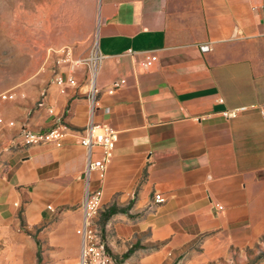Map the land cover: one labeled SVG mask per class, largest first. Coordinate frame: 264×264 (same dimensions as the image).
<instances>
[{"label":"crops","instance_id":"obj_1","mask_svg":"<svg viewBox=\"0 0 264 264\" xmlns=\"http://www.w3.org/2000/svg\"><path fill=\"white\" fill-rule=\"evenodd\" d=\"M97 15L95 81L87 65L49 68L12 90L26 98L0 102V260L78 264L89 165L80 139L91 123L119 132L106 179L90 184L103 191L100 228L116 261L173 264L189 253L199 264L260 243L264 0H98ZM57 75L77 87L60 88ZM57 122L70 130L61 146L22 143L24 129Z\"/></svg>","mask_w":264,"mask_h":264},{"label":"rangeland","instance_id":"obj_2","mask_svg":"<svg viewBox=\"0 0 264 264\" xmlns=\"http://www.w3.org/2000/svg\"><path fill=\"white\" fill-rule=\"evenodd\" d=\"M97 5L98 0H0V95L41 70H72L94 57ZM3 171L0 154V186ZM97 223L100 226L102 221L98 218ZM192 258L184 253L173 264H193ZM0 264L16 263L0 260ZM199 264H264V239L243 251L233 250L228 257Z\"/></svg>","mask_w":264,"mask_h":264},{"label":"built area","instance_id":"obj_3","mask_svg":"<svg viewBox=\"0 0 264 264\" xmlns=\"http://www.w3.org/2000/svg\"><path fill=\"white\" fill-rule=\"evenodd\" d=\"M200 49L203 53L212 51L210 45H202ZM102 60L103 57L97 51L94 57L89 59L85 64L91 73L93 81L96 80ZM147 61L148 65L151 66V56H147ZM55 83L60 88H64L66 85L77 87V81L73 75H70L68 78L57 75ZM114 87H119V84H115ZM94 93H96V90H94ZM19 95L22 98H26L24 93L18 94L15 91H10L0 95V102L16 101ZM42 95L43 97L46 96L45 93ZM247 111V107H241L224 112V116L227 119H236ZM49 114L55 115L52 108L49 109ZM3 125L4 121L0 118V126ZM69 132L70 130L66 126L57 122L55 126L46 131L35 132L24 129L21 133V139L25 146H36L41 144L61 146ZM80 142L88 152L89 165L84 174L87 183V191L82 206L83 224L77 230V234L82 239V253L78 264H117L116 259L108 252L106 242L102 237L101 228L97 223L103 210V191L102 189L91 190L90 184L94 175H97L98 179L101 181L106 179L119 142V132L109 124L91 123L83 131ZM96 153H99L100 157L94 159L93 156ZM154 201L157 204L164 203L165 198L157 194Z\"/></svg>","mask_w":264,"mask_h":264},{"label":"trees","instance_id":"obj_4","mask_svg":"<svg viewBox=\"0 0 264 264\" xmlns=\"http://www.w3.org/2000/svg\"><path fill=\"white\" fill-rule=\"evenodd\" d=\"M119 210L118 209H113L112 211L108 212L105 216H104V220L107 219L108 217H110L111 215H113L114 213H117ZM131 254V252H129L128 254H126L123 257V260L127 259L129 257V255ZM38 259H39V264H41V254H38ZM118 264H121V261L118 262Z\"/></svg>","mask_w":264,"mask_h":264}]
</instances>
